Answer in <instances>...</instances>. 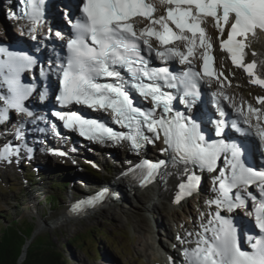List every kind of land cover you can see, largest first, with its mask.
<instances>
[{
  "label": "snow or ice",
  "instance_id": "snow-or-ice-1",
  "mask_svg": "<svg viewBox=\"0 0 264 264\" xmlns=\"http://www.w3.org/2000/svg\"><path fill=\"white\" fill-rule=\"evenodd\" d=\"M18 3L21 18L28 22V34L36 40L43 24L44 0ZM78 10L79 17L68 20L69 36L49 29L45 39L54 35L64 41V54L55 62L49 61L47 67L37 66L36 59L27 53L0 47V123L13 111L34 116L26 101L36 86L24 82V73L38 67L44 79L54 74L58 81L55 101L60 110H52L50 115L64 129L97 143L126 141L137 152L163 140L162 153L169 154L172 165L183 167L184 178L177 185L175 202L198 189V171L217 173L213 177L215 196L206 202L215 210L201 213L198 231L187 232V239L177 237L181 243L194 245L183 250L186 264H264V171L245 163L246 139L225 136L226 128L243 134L255 128L253 135L264 147V127L260 126L264 113L248 105L246 115L222 90L211 93L216 118H208V113L197 107L206 103L201 85L208 86L210 79H216L223 89L228 80L214 66V46L206 31L210 21L218 33L219 48L229 55L233 66L247 73L249 83L264 87L256 61L245 63L249 35L264 31V0H80ZM38 95L42 102L46 100L47 87ZM256 99L264 105V97ZM225 101L235 108L238 121L229 124ZM177 105H183V111ZM75 106L103 113L109 119L83 115ZM241 123L246 127H240ZM208 124L213 126L211 134ZM50 127L55 130L56 124ZM22 129L23 122L17 139H23ZM20 150V145H4L0 160L11 163ZM169 161L145 159L131 171L141 173L144 185L167 175L161 170ZM253 186L258 193L249 191ZM250 203L252 225L247 231L238 229L234 218L224 213L248 208Z\"/></svg>",
  "mask_w": 264,
  "mask_h": 264
},
{
  "label": "rangeland",
  "instance_id": "rangeland-1",
  "mask_svg": "<svg viewBox=\"0 0 264 264\" xmlns=\"http://www.w3.org/2000/svg\"><path fill=\"white\" fill-rule=\"evenodd\" d=\"M0 15V22H5L6 16L1 12ZM212 24L208 23V29L214 34L213 30L215 28L214 24ZM9 31L11 34L16 35L14 31L12 33V27ZM224 56L226 57L225 54H222L223 59ZM260 66L264 68L263 59L260 60ZM234 78L236 81H230V84L228 81H225L223 90L221 88L219 90H222L224 93L225 90H235L239 94L242 102L241 106L244 107L243 111H245L247 115L248 105H251L254 108H260L262 113H264L263 105L258 104L256 99L257 97H264V90H261V94L258 92V89L249 86L247 83L237 79V77ZM215 88L217 87L215 86ZM230 100L234 101L232 98H230ZM250 120L254 121L255 124L257 123L254 115L250 116ZM260 126L264 127L262 119L260 121ZM44 146L45 145H43V149ZM36 150L40 149H35L32 153H30L28 149L22 151L27 155L34 156L37 152ZM115 151H117L116 153L119 160L122 159L123 161V150L116 148ZM89 154L95 158L97 156L96 153L93 154L92 152H89ZM75 155V160H78V154L76 153ZM14 158L15 156L13 159ZM46 159L47 158L45 157L36 160L35 163L41 164V167L37 166V170H35L36 166L34 167L32 162H29L28 165L23 162L20 166L12 163L7 168L0 167V228L3 225L12 224L13 221H15L18 226H22L27 222V226L30 224L33 226V231L36 230V236L34 239L43 237L45 240H51V242H53L62 252L63 257L68 264H158L152 259L153 256L142 254L141 249L143 248V245L141 244V237L143 236L144 240L147 239L151 242L153 241L151 236L154 235L156 244L161 245L162 240L166 237V239L170 238V234H166L165 232L166 228L171 229L174 233L176 232L175 227L179 221H172L171 219L173 216H178L180 218L178 219L180 220L179 223L186 225L190 223L192 224V218L198 215V212L199 214L202 212V208L198 205L199 202L197 198L201 196L204 198L203 195L206 193L204 190L206 189L205 187H200L199 192L195 194L193 198H183L185 200L181 202H184V205H178L177 208L174 209L175 211L171 210L169 207L161 206L156 214L152 215L140 209L139 211H141V214L146 217L144 228L141 229L146 233L145 236L142 234V231L136 228V222L129 220L124 216L121 217L125 220L124 224H121L120 222H118L119 224L115 223L110 215L105 214L106 211H101V208L98 207L97 209H100L98 214L91 219L78 218L77 215H71L72 217H69L68 221H64L63 218H61V215L69 209L70 205H72L70 199L79 195H84L85 198L91 199V196H88L89 193L94 194V192H97L98 185L103 186V184H107L112 180V176L115 173L113 170L114 165L109 163L111 162L110 160L103 159L102 162L104 164H109V166L112 164V167L109 169H98L100 176L99 180L92 181L91 174L85 172L86 170L83 168L85 165L83 162L81 163L79 161V165L82 168L79 170L77 169L78 167L76 168L74 166L77 162L73 163L66 160L65 165L61 163L59 165H54L52 159L49 158L50 164ZM55 166H61L62 172L58 171L57 168H54ZM50 169L57 171L55 172V176L54 174H50ZM65 172L66 174H69L70 178L75 181V183H68L66 190H63L61 193L58 192L59 199L63 202L56 205L51 204V195L56 194L57 191L51 189L52 187L49 185L50 179L58 177V174L62 176ZM26 173L28 177H30L29 179L27 178ZM86 181H88V184ZM92 184L93 186H91ZM128 194L129 198H127V202H137L138 196L136 194L132 193L131 196L130 193ZM134 195L136 196L134 197ZM105 205L109 204L106 203ZM115 212L120 215L122 213L119 208ZM173 213L175 215H173ZM42 219L45 221L39 227L38 221ZM157 224H159V227ZM151 228H157L158 231L153 234ZM92 232L96 236L98 243L94 246L92 243H89L91 252L88 251L87 244L82 247H80L79 244H69V241L72 238L76 236L86 237L87 234H91ZM176 237L175 240H177ZM173 244L175 245L174 242ZM121 246L124 248V251L120 250L119 247Z\"/></svg>",
  "mask_w": 264,
  "mask_h": 264
},
{
  "label": "bare ground",
  "instance_id": "bare-ground-1",
  "mask_svg": "<svg viewBox=\"0 0 264 264\" xmlns=\"http://www.w3.org/2000/svg\"><path fill=\"white\" fill-rule=\"evenodd\" d=\"M9 4H10L9 0H0V12L6 16L5 19H6V22L8 24L10 21L12 22V17H13L10 15L11 12L9 11ZM60 8H59V4L58 5L56 4L52 8V12H53L55 24H57L59 31L64 33L65 29L63 26V19L61 18V15H60V12L62 10ZM7 23H5V22L1 23L0 22V32L3 28H5V26L8 25ZM209 23L212 24L211 21ZM214 28H215V26H214ZM13 31H14V33H16V35H18V37L19 36L20 37H22V36L31 37L29 35H26L22 31H20L19 28L14 29V30L12 29V33H13ZM206 31H207L208 36L211 38V42L214 46L212 54L215 55V58L217 60L218 68L216 69V71L217 72H219V71L223 72L224 76H226L228 78L227 81H236L234 77H237V79L241 80L242 82L247 83L249 86H252L255 89H258V92L262 94L264 87H260L258 85H254V84L249 83L250 77L247 75V73L243 69L233 66L231 59H230L228 54H226V57L224 56V59H223L222 54H225V53L219 48V40L217 39L218 33H217L216 28L213 30L214 34H212V31L211 32L209 31L208 25H207ZM1 35L2 34L0 33V36ZM39 35L42 36L41 34H39ZM248 44H249V47L246 49L245 63H250L252 61H256V63H257L256 72L258 75L261 76V78H264V68L260 66V60L261 59L264 60V31L257 30V33L255 36L249 35ZM47 47H48V45H47ZM253 52H255V55H253ZM40 53L43 54L42 64L45 67H47V64L49 61L55 62L56 61L55 58L58 56V54L56 52H53V53H51V56H52L51 59L46 60L45 51H43L41 49ZM37 72L39 74L38 70H37ZM50 77H51V74L49 75V78ZM210 84L212 85L213 90L218 91L220 89L219 81H217V80L211 81ZM43 86H44L43 83L39 84V91L42 90ZM215 86L217 88H215ZM225 94L229 98H232L234 100V101H232V100L231 101L233 103L235 102L234 104H236V106H239V107H241L242 110H244V107L241 106L242 102L240 100L239 94L235 90H232V89L231 90H225ZM44 101L46 102L47 99ZM35 102L30 104L29 106L33 105V106L37 107L38 104ZM39 105H40L39 111L41 112L40 115H44L45 111H44L43 102ZM244 113H245V111H244ZM19 117L22 118V116H18V118ZM12 119H11V121H12ZM15 119H17V118H15ZM22 122H23V129H22L23 139H20V141H18V144H20V146H21V151L27 150V149L29 151L27 144H29L30 142L33 144V146L36 149H41V148L43 149V145H44V143H46V141H45L46 134L41 132L38 128H35L38 125V123L40 122V120L38 118V112H36V115H34L30 119H22ZM251 123L253 125H255L254 121H251ZM14 126H16V127L20 126V128H21V123H15ZM5 131H6L5 129L0 128V134H3L4 136L10 134V136L12 138H14V137L17 138L15 131H7V132H5ZM94 145L98 146L97 144H94ZM115 150H116V148H114L112 150V156H113L112 158L115 159V164H113L114 165L113 170L117 171L121 167L122 168L127 167L125 164L127 160H123V161H122V159L119 160L117 153H116L117 151H115ZM34 151L35 150H31L29 152L32 153ZM36 151H38V150H36ZM77 151H78V148L70 150V154L72 155L73 158L76 157L75 154ZM95 153L98 156L101 155L99 153V151H96ZM145 156L148 157L149 154H147ZM105 158H110V156L105 155L103 157V159L105 160ZM76 162H77V164H74V166L76 168L78 167L77 169H79V170L82 169L79 165V160H76ZM172 172H171V174H169V173L167 174L168 179L164 185H160L159 181L155 180V181H153V183L151 185L146 186V188H144V189H141L138 186H135V188H132L131 190H128L124 187V185L122 184V182H123L122 177L116 178L115 176H112V180L109 183L103 184V186L98 185V187H97L98 193L94 192V194H90V193L88 194L89 197L91 196V199L85 198L84 195H79V196H76L75 198H71L70 201H71L72 205L69 206V209L67 211L62 213L61 218H63L64 221H68L69 217H72L71 215H74V216L77 215L78 218L80 217V218L91 219V218H93V216L98 214V211L100 210V209H97V207H98V208H101V211H106L105 214L110 215L115 223L120 222L121 224H124L125 220L123 218H121L124 216L126 218H128L129 220L136 222V228L139 229L140 231H142V234L145 236L146 233H144V231L141 229L144 228L146 217H144L141 214V211H139L140 209H142V210H144V211H146L152 215H155L156 212L159 210V207H161V206L162 207L166 206V207H169L171 210H174L177 208L178 205H180V206L184 205V202H181V201L188 199V198L181 199L179 201V203L175 202L176 195H177V185L181 182V178L177 177L175 170H172ZM114 174L116 175V172ZM182 178H184V177H182ZM86 183L88 184V181H86ZM130 184L132 185V183H130ZM210 185H211V183H209V184L206 183L205 188L209 189ZM91 186H93V184ZM200 187H203V186H200ZM200 187L195 194H197L199 192ZM128 193H130V196L132 195V193L136 194L138 196L137 202H134V203L131 201L127 202V198H129ZM101 194H103V195H101ZM204 194H205V195H203L204 198H202V196H201V197H198L197 200L199 202L198 205L200 206V208H202V212H200V213L206 214L208 211H214L215 210L214 208L209 209L208 205L206 203L207 201L214 198L215 193L213 191H210V192L206 191V193H204ZM136 195H134V197ZM74 200H77V201H74ZM90 200L93 201V203L87 204L86 202L90 201ZM167 201H168V203H167ZM106 203L109 205H105ZM99 206H102V207H99ZM118 208L122 211L121 215L117 214V212H115V211H117ZM240 212H241V210H240ZM197 214L198 215H196L195 217L192 218V224L190 223V224L185 225L183 223H179L180 220H178V219H180V218L173 213V215H175V216H173L171 220L172 221L177 220V222L179 221L178 222L179 225L178 224H177V226L175 225L176 226L175 227L176 228V232H175L176 234L171 229L166 228L165 232H166V234L167 233L170 234V238L166 239L167 238L166 237L164 240H162L161 245L156 244V240H155L154 235L151 236V238H153V241H151V242H149L147 239L144 240L143 236H142L141 237V244L143 245V248L141 249L142 254L153 256L152 259L154 261H156V263H158V264H167L166 258H165V256H163V253H164V251H169L168 253L172 254L170 246L168 247L167 244L174 245L173 244V242H174L176 245L178 244V247H180L181 249L182 248L184 249L185 247L193 246V244L181 243L180 241L175 240V237L180 236V237H185L187 239V237H186L187 232L191 231V232L195 233L196 231H198V225L200 223L201 214H199V212ZM224 214L227 215L228 213H224ZM230 214L236 215V212L234 211L233 213H230ZM205 219H207L206 215H205ZM44 221L45 220H43V219L38 221L39 227L42 225V223ZM160 223H161V221H160ZM157 225L159 227V224H157ZM157 225H156V227H157ZM151 231L154 234L158 230H157V228H151ZM35 236H36V234H35Z\"/></svg>",
  "mask_w": 264,
  "mask_h": 264
},
{
  "label": "trees",
  "instance_id": "trees-1",
  "mask_svg": "<svg viewBox=\"0 0 264 264\" xmlns=\"http://www.w3.org/2000/svg\"><path fill=\"white\" fill-rule=\"evenodd\" d=\"M58 171H61V166H55ZM86 167L87 173L91 174L92 181L99 180V173L96 170ZM51 175L55 172L50 169ZM27 175V173H26ZM57 176V175H56ZM27 178L29 179L30 177ZM75 183L69 174H65L58 177L50 179L49 185L52 187L51 189H55L57 192L56 194H52L50 198L51 204H58L63 202L59 199V193L66 190L68 183ZM59 192V193H58ZM56 196V198H55ZM2 216V215H1ZM16 225V222L13 221L12 224L3 225L0 228V264H68L67 261L64 259L62 252L54 245L51 240H45L43 237H38L34 239L32 243L28 247L27 255L25 259L21 263H19V257L23 251V246L25 242L31 237L33 226L29 224L26 225ZM89 243H92L93 246L98 243L96 236L93 234H87V236H76L69 241L70 245H78L80 247L87 244L88 251L91 252V248ZM98 247V245H97ZM121 251H124V248L121 246L119 247Z\"/></svg>",
  "mask_w": 264,
  "mask_h": 264
},
{
  "label": "water",
  "instance_id": "water-1",
  "mask_svg": "<svg viewBox=\"0 0 264 264\" xmlns=\"http://www.w3.org/2000/svg\"><path fill=\"white\" fill-rule=\"evenodd\" d=\"M0 33L1 34L3 33V29L1 30ZM34 238H35V230L32 232L31 237L25 242V244L23 246V251H22V253H21L20 257H19V263H21L23 261V259H25L26 255H27L28 247L32 243Z\"/></svg>",
  "mask_w": 264,
  "mask_h": 264
}]
</instances>
